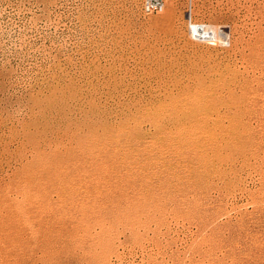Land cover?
I'll use <instances>...</instances> for the list:
<instances>
[{"label":"rangeland","instance_id":"1","mask_svg":"<svg viewBox=\"0 0 264 264\" xmlns=\"http://www.w3.org/2000/svg\"><path fill=\"white\" fill-rule=\"evenodd\" d=\"M142 2L0 0V264H264V0Z\"/></svg>","mask_w":264,"mask_h":264},{"label":"built area","instance_id":"2","mask_svg":"<svg viewBox=\"0 0 264 264\" xmlns=\"http://www.w3.org/2000/svg\"><path fill=\"white\" fill-rule=\"evenodd\" d=\"M143 10L146 13L160 12L164 9L166 0H142ZM190 31L197 41L216 42L223 39L222 33L218 29H213L212 25L205 22H194L192 16L189 18Z\"/></svg>","mask_w":264,"mask_h":264},{"label":"bare ground","instance_id":"3","mask_svg":"<svg viewBox=\"0 0 264 264\" xmlns=\"http://www.w3.org/2000/svg\"><path fill=\"white\" fill-rule=\"evenodd\" d=\"M212 27H213V26H212ZM213 29H217V28L213 27Z\"/></svg>","mask_w":264,"mask_h":264}]
</instances>
